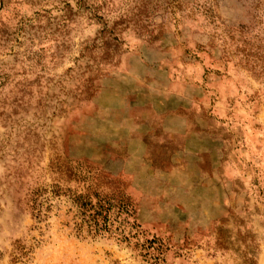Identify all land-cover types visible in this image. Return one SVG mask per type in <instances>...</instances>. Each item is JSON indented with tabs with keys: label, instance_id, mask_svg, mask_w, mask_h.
<instances>
[{
	"label": "rangeland",
	"instance_id": "1",
	"mask_svg": "<svg viewBox=\"0 0 264 264\" xmlns=\"http://www.w3.org/2000/svg\"><path fill=\"white\" fill-rule=\"evenodd\" d=\"M0 264H264V0H0Z\"/></svg>",
	"mask_w": 264,
	"mask_h": 264
},
{
	"label": "trees",
	"instance_id": "2",
	"mask_svg": "<svg viewBox=\"0 0 264 264\" xmlns=\"http://www.w3.org/2000/svg\"><path fill=\"white\" fill-rule=\"evenodd\" d=\"M74 180L77 181V179ZM79 180L83 183L84 188L80 191H71L69 194L71 202L78 209L80 219V222L76 224L78 231L85 228L88 235L93 238L114 233L119 235L121 241H128L129 238H133L130 233H126L125 228H134L135 225L125 220L118 222V228L112 229L114 225L113 217L118 218L123 214L130 216L134 211L126 203V197L122 192L110 190L109 193H106L104 188H102L104 185L112 186L115 181L97 172H89L81 176ZM104 187H107L108 190L110 189L108 186ZM36 194L35 192L31 193L34 198L31 201L33 203L30 206L31 211L35 210ZM142 247L146 251L149 249V246L142 245Z\"/></svg>",
	"mask_w": 264,
	"mask_h": 264
}]
</instances>
